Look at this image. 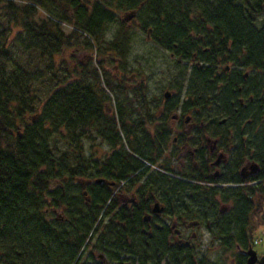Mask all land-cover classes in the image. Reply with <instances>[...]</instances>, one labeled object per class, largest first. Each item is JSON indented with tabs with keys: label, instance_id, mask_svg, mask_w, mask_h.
Segmentation results:
<instances>
[{
	"label": "trees",
	"instance_id": "obj_1",
	"mask_svg": "<svg viewBox=\"0 0 264 264\" xmlns=\"http://www.w3.org/2000/svg\"><path fill=\"white\" fill-rule=\"evenodd\" d=\"M63 26L71 28L68 34ZM135 31L162 50L173 52L178 45L181 58L176 55L174 62L189 63L206 48L208 74L216 65L229 67V74H252L253 105L235 114L226 106L219 110L213 93L210 101L217 117L241 122V157L258 163L264 175V0H0V264H72L101 227L96 225L101 210L78 204L74 184L94 174L84 144L92 145L94 133L102 144L121 149L129 172L142 149L150 154L158 149L156 134L136 122L144 108L131 106L152 103L145 88L129 90L105 69L107 63L117 65L126 74ZM67 51L70 57L63 58ZM88 52L98 57L94 66L92 59L77 61ZM185 74L180 68L178 78L187 79ZM205 80H186V100L193 106L202 104ZM237 97L228 92L220 101ZM105 103L124 105L125 115L120 109L105 114ZM253 195L262 198L256 204L260 212L263 184L227 191L224 198L240 200L237 205L248 214ZM66 204L70 224L47 220V208ZM241 226H248L246 217ZM245 229L240 243L249 239Z\"/></svg>",
	"mask_w": 264,
	"mask_h": 264
},
{
	"label": "flooded vegetation",
	"instance_id": "obj_2",
	"mask_svg": "<svg viewBox=\"0 0 264 264\" xmlns=\"http://www.w3.org/2000/svg\"><path fill=\"white\" fill-rule=\"evenodd\" d=\"M179 49L178 45L173 46V52L158 48L168 54L170 60L176 55L181 58ZM207 51L201 48L189 63L180 58L175 62L186 72L185 78L206 77L200 107L190 104L186 94L182 104L178 103L172 91H164L158 102L131 105L133 109L144 108L139 113L138 119H141L136 122L148 127L159 140L158 146L154 145L158 148L155 153L142 149L139 156L134 157L135 172L127 171L129 162L120 148L111 149L101 143L97 133L92 135L90 169L94 174L90 178H79L74 184L79 188L78 204L82 203L86 210L93 208L95 213L101 210L96 223H101V227L94 228L72 264H246V253L254 250V221L256 217L264 218V200L259 212L256 204L262 198L251 196L248 202L253 208L245 214L237 205L240 200L224 197L230 190L249 188L253 191L259 184L264 186L263 170L258 163L242 159L241 122L234 123L226 116L217 117L212 111L215 107L211 108L210 93L219 110L226 106L236 114L240 108L255 103L252 90L256 80H250L252 74H229V67L219 65L208 74L205 70L209 68ZM115 70L117 74L118 68ZM194 70L202 74H194ZM123 76H114V79L129 90L142 83H131L134 74L128 78ZM228 92L237 93L239 97L228 103L220 101ZM165 93H169L167 99ZM188 105L192 109L183 112ZM123 106L103 105L105 114L110 116L119 109L125 115ZM252 165L259 170L252 173ZM104 200L106 203L100 209ZM45 212L47 220L53 224H70L67 204L60 209L49 207ZM245 217L246 229L241 226ZM244 229L249 239L240 243L238 239ZM119 238H124L125 242H119ZM231 238L234 243H229ZM214 255L216 258L212 257ZM217 255L222 262H218Z\"/></svg>",
	"mask_w": 264,
	"mask_h": 264
},
{
	"label": "rangeland",
	"instance_id": "obj_3",
	"mask_svg": "<svg viewBox=\"0 0 264 264\" xmlns=\"http://www.w3.org/2000/svg\"><path fill=\"white\" fill-rule=\"evenodd\" d=\"M64 32L68 34L71 30L69 26H63ZM135 38L132 43V52L128 58V67L129 70L126 71L125 76L130 77L132 74L135 75V79L133 80V85L140 81L141 87L143 86L146 90L147 100L149 102L155 103L159 100H162L164 91H172L175 95H177L180 104H182V100L184 94H186V90L188 89L187 79L178 78V74H180V68L176 66L173 60H170L168 54L163 51H159L157 47L154 46L151 42H149L145 35L135 31ZM72 51H67L64 54L63 58H69ZM83 55H87L83 57ZM92 59V66L98 61L97 55L95 53L90 54V52L84 54L80 53L77 61L82 62L83 64L88 63ZM116 68L118 66H111L107 63L106 70L110 72L111 75L117 76L119 78H124L123 72L119 71L116 73ZM132 85V86H133ZM181 86V90H177L178 87ZM109 98L112 101H116L115 94H108ZM119 101L122 100V97H119ZM85 144V153L87 156H90V143L88 141L84 142ZM255 233L253 235V240H258V244L255 246L254 251L258 256L264 255V218L259 219L256 217L254 221ZM218 256V262L220 261V257ZM216 258V255L212 256Z\"/></svg>",
	"mask_w": 264,
	"mask_h": 264
},
{
	"label": "water",
	"instance_id": "obj_4",
	"mask_svg": "<svg viewBox=\"0 0 264 264\" xmlns=\"http://www.w3.org/2000/svg\"><path fill=\"white\" fill-rule=\"evenodd\" d=\"M135 17V14H131L129 16H127L124 21L125 22H129L130 20H132ZM169 97V93H165V98L167 99ZM251 171L252 173H255L256 171H258V167L256 165H252L251 167ZM247 262L246 264H264V256H262L261 258H258L257 254L255 251H253L252 249H250L247 253Z\"/></svg>",
	"mask_w": 264,
	"mask_h": 264
},
{
	"label": "bare ground",
	"instance_id": "obj_5",
	"mask_svg": "<svg viewBox=\"0 0 264 264\" xmlns=\"http://www.w3.org/2000/svg\"><path fill=\"white\" fill-rule=\"evenodd\" d=\"M205 66V65H204ZM122 106V105H121ZM96 226V225H95ZM103 231V230H102ZM114 255V254H113ZM114 257V256H113ZM119 257V256H118ZM114 259V258H113Z\"/></svg>",
	"mask_w": 264,
	"mask_h": 264
}]
</instances>
